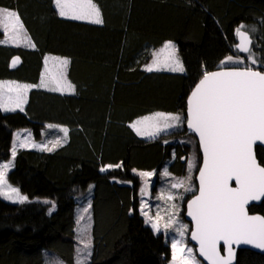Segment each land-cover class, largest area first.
Here are the masks:
<instances>
[{"label": "trees", "instance_id": "1", "mask_svg": "<svg viewBox=\"0 0 264 264\" xmlns=\"http://www.w3.org/2000/svg\"><path fill=\"white\" fill-rule=\"evenodd\" d=\"M93 2L100 24L61 17L55 0H0V8L19 13L35 45H0V80L37 84L42 58L52 54L69 59L67 77L75 87L67 95L33 89L24 111L0 110V161L11 159L16 130L30 129L36 141L47 124L69 130L53 150L17 152L7 178L27 199L15 204L0 198V264H46V251L62 264H76V198L90 186L93 251L87 264H169V245L140 213L142 182L133 171L158 172L174 158L170 172L181 177L193 153L195 182L202 154L186 121L184 133L156 140L138 137L129 124L154 112L186 120L190 92L205 72L222 68L238 51L235 30L242 24L253 31L252 53L264 71V0ZM168 41L176 44L184 73L147 71L151 49ZM15 56L22 64L12 70ZM184 135L194 141L165 143ZM256 152L264 166V148ZM249 211L264 216V201ZM236 264H264V253L238 250Z\"/></svg>", "mask_w": 264, "mask_h": 264}, {"label": "snow or ice", "instance_id": "2", "mask_svg": "<svg viewBox=\"0 0 264 264\" xmlns=\"http://www.w3.org/2000/svg\"><path fill=\"white\" fill-rule=\"evenodd\" d=\"M55 3L61 17L88 20L94 24L102 23L100 10L93 0H55ZM245 27L242 24L235 30L238 39L235 47L239 52L245 53L252 64H257L252 53L251 37L244 30ZM0 29L5 35L11 29V39L13 42L18 41L23 32L19 13L0 8ZM153 55V64L158 66L157 70L162 67L173 72H184L183 64L176 56L175 45L171 42H166ZM18 60V57L13 60V66ZM60 62L63 65L69 63L66 59ZM222 63H243V59L238 57L234 60L232 56H228ZM146 70L153 71V66H147ZM39 86H46L43 79L37 87ZM32 87L34 86L28 84L0 83V110L23 111V105L27 102V91ZM66 87L70 89L72 85L61 76L56 81V87L49 90L63 92ZM4 88L15 90V95H6ZM181 120L179 114L156 113L136 121V124H147L153 129L148 134L156 135L166 128L174 127L173 122L179 123ZM186 123L198 135L203 152L198 195L188 203V216L195 225L191 239L197 241L199 255L208 264H232L234 244L252 245L264 250V217L250 216L245 210L250 201L264 197V166L257 163L253 154L254 143L264 142V71L248 67L243 70L205 72L187 100ZM132 127L135 128V125ZM61 131L67 134V129ZM136 131L138 135L143 134L140 129ZM59 143L60 141H55L53 147ZM20 146H24L23 141ZM42 150L51 149L44 146ZM15 156L14 144L12 160L0 164V196L23 202L27 197L22 196L19 189L12 187L7 180V172L14 167ZM189 167H192L191 163ZM139 175L151 177L153 173L141 172ZM232 181H235V187L231 186ZM183 183L179 181L172 187L176 188ZM173 198L172 194H168L167 199ZM144 208L145 204L142 202V214L147 216ZM148 219L154 231L159 233V221L163 219L160 213L157 212L154 218ZM174 223L170 217L164 228L168 229ZM186 231L187 226H181L177 230L180 238H173L170 242L172 264H199L193 249L184 242ZM221 242L226 255L220 253ZM87 247L86 244L85 248Z\"/></svg>", "mask_w": 264, "mask_h": 264}, {"label": "rangeland", "instance_id": "3", "mask_svg": "<svg viewBox=\"0 0 264 264\" xmlns=\"http://www.w3.org/2000/svg\"><path fill=\"white\" fill-rule=\"evenodd\" d=\"M55 7L59 13V10L56 6V3H55ZM67 19H69V18H67ZM78 21L89 22L88 20H78ZM21 22H22V20H21ZM22 25H23V22H22ZM0 30L4 33V31L2 29H0ZM244 30L249 31L250 34L253 33V31H250L247 27H245ZM11 35H12L11 29L9 30L8 35H5V33H4V37L0 40V45L6 46V47H14V48L24 47L25 49H28V50L35 49V47L32 46V45H34V43L31 39V37L28 35L24 25H23V32L21 33L18 41L13 42V40L11 39ZM168 42H171L172 44L175 45L176 56L179 58L180 62L183 64V62H182V60L178 54V49H177L176 44L172 41H168ZM163 45L158 47V48H155L153 50L151 49V61L149 63V65L153 66V71H151V72L167 71V72H171V73H184V72L169 71V70H166L162 67L159 68V70H157L158 66L153 64V60L155 59L153 53L158 52L163 47ZM254 58L256 59L255 54H254ZM65 59L69 61V59L66 57L56 56V55H52V54H47V55L43 56V58H42L43 65H42L39 81L37 84L33 85L34 87L30 88L27 91V102H28V97H29V93L31 90L41 89V90H45V91H50L49 90L50 88L56 87V81L61 76L64 77V79L66 80V82L68 84L72 85V88L69 89L66 87L63 92H60V91H50V92H58L62 95L74 94L75 87L69 81V79L67 77L69 63L67 65H63L60 62V61L65 60ZM234 60H235V58H234ZM21 64H22V60H21L20 65ZM237 64L238 63H222L221 62V67L222 68L233 67V66H236ZM252 65H254V66L257 65L259 67L258 62H257V64H252ZM183 67H184V65H183ZM184 71H185V69H184ZM42 79H43L44 84L46 86L37 87L38 85L41 84ZM0 83H5V84L15 83V84H21V85H23V84L32 85L29 83H24V82H20L18 80H12V79H3V80H0ZM3 91L8 96L15 95V90L10 91L8 88H4ZM27 102L23 105L24 110L26 108ZM15 111H20V110L16 109ZM3 112L8 113L5 111H3ZM9 112H14V111H9ZM156 113H164V112H154V113L145 115L143 117H140L136 121L143 120L144 117L153 116ZM165 114H177V113H165ZM179 115L182 118L181 122H179V123L173 122L175 125L174 127L166 128L156 135H149L148 134L150 131H153V129H151L147 124H136V121H135L133 123H130L129 127L135 132V134L138 137L145 139V140H156L159 137H161L162 135H172L173 132H175V133L179 132L180 134H182V133H184L183 132L184 123L186 120H185V117L183 115H181V114H179ZM49 125H52V127H49ZM132 125H135V128L132 127ZM161 127H163V124H161ZM61 129H67V128L63 127V126H59V125L47 124L45 126V129L43 132V139L40 141H36L34 139L33 133L30 129H19V130L14 131L12 147H11V159L9 161L12 160V148H13L14 144L16 145V154L21 149L42 150V148L44 146H46L47 148H49L51 150L57 148L59 145L66 142L67 137H68V133H69L68 129H67V134H65L64 131H61ZM136 129H140V131L143 134L138 135ZM21 141L24 142V146H20ZM55 141H60V143L56 144L55 147H53V144ZM184 141L193 142L194 139L191 136L188 137V135H184L183 137L179 136V137H176L174 139H169L165 143L177 144V143H183ZM173 161H174V158L167 160V161H164V163L162 164V166L158 170V172H156L155 170L154 171H141V170H134L133 171V173L136 176H138L142 182V186L140 189V213H141L142 217L145 219L146 224H148L150 227H151V223L149 222L148 218L149 217L154 218L156 216L157 212L160 213V215L163 217V219L159 221L160 232L157 233L156 231H154V229L152 227L151 228L156 234L163 235L165 242L169 245V247H170V242L173 238H176V239L180 238L178 236L177 230L181 226L186 225L187 231L185 232V235H184V242L187 245V247H190L193 249V253H194L197 261H199V264H204V262L199 258L198 254H197L195 245L189 240L192 225L189 221H187L185 219V210L183 211V204H184L185 198L188 195L193 196L194 194L197 193V190H198V186H197L196 181L195 182L193 181V174H195V168H197V166H196L197 161H196V158H195L193 153L187 155L186 171H185V174L181 177L174 176L170 172L169 168H170L171 164L173 163ZM6 162H8V161H0V164L6 163ZM190 163L192 164L191 168L189 167ZM109 168L110 167H108L107 169H109ZM12 169H13V167L8 170L7 176ZM141 172H152L153 175L151 177H142L139 175V173H141ZM165 172H167V175H165ZM189 177L191 178L190 180L188 179ZM7 180H8V178H7ZM179 181H183L184 183L182 185H179L176 188H173L172 185L178 183ZM12 187H14V186H12ZM188 188H190L191 190L186 191V189H188ZM92 190H93V186H90L89 189L84 194H82L76 198V201H77V205H76V224H77L76 235H77V242H78L76 264H78V262H79V264H87L90 261V257L92 255V251H93V241H92V239H93V234H92L93 219H92V209H91ZM168 194H172V196L174 198L171 200L167 199ZM188 197H187V199L190 198V197L189 198ZM0 198L3 199L4 201L10 202V203H15V204H20V203H23L24 201H26V200H24L23 202H19L18 199H15V198L8 199V198H5L4 196H0ZM43 201H46V199H44ZM142 202L145 204L144 212H146L148 214L147 216L142 214V211H141ZM85 209H87V211H85ZM170 217H171V219H173L175 221V223L173 225H171L168 229H165L164 224L168 221V219ZM86 244L88 245L87 248H85ZM170 250H171V247H170ZM89 252H90V255H88ZM45 254L47 256L46 264H62L58 258L52 256L48 251H46ZM48 254H50V255H48ZM169 264H172V251H171V259H170Z\"/></svg>", "mask_w": 264, "mask_h": 264}, {"label": "water", "instance_id": "4", "mask_svg": "<svg viewBox=\"0 0 264 264\" xmlns=\"http://www.w3.org/2000/svg\"><path fill=\"white\" fill-rule=\"evenodd\" d=\"M245 31H246V30H245ZM246 32H248V31H246ZM248 33H249V32H248ZM249 35H250V37H251V42H252V43H251V47H253V42H254V41H253V38H252V36H251L250 33H249ZM236 42L238 43L237 36H236ZM241 53H242V52H241ZM243 54H245V53H243ZM17 57L19 58V60H18V62L15 64V66H13V60L16 59ZM20 63H21V59H20V57H19V56H16V57H14V58L12 59V61H11V63H10V68H11L12 70H15V69H17V68L20 66ZM233 69H240V70H243L244 68H221V69H217V70L210 71V72H216V71H227V70H233ZM202 78H203V77H202ZM202 78H201V79H202ZM198 82H199V81H198ZM198 82H197V83H198ZM197 83H196V84H197ZM194 88H195V86L193 87L192 90H194ZM191 92H192V91H191ZM191 92H190V94H191ZM190 94H189V96H190ZM189 96H188V98H189ZM188 98H187V100H188ZM186 118H187V109H186ZM186 129H187V132H188L189 134H193V135H195L196 140H197V142H198V145H199V147H200V144H199V137H198V135H197L196 133L192 132V131L187 127V123H186ZM257 147H263V148H264V142L256 141V142L254 143V145H253V154H254V156H255V158H256V160H257V163L260 164L261 166H263V165L260 163V161H259V159H258V157H257V152H256ZM200 151H201V154H202V159H201V164H200L199 169L203 166V152H202L201 147H200ZM199 169H198L197 174H196V183H197L198 188H199ZM231 186H232V187H235V186H236V185H235V181H232V182H231ZM195 195H198V190H197V193H196ZM195 195H193L190 199H188V201L186 202V208H185V219H186L187 221H189V222L191 223V225H192L191 232L194 231V229H195V225H194V222L192 221L191 217L188 216V203H189L190 200H192V199L194 198ZM263 201H264V197H259L257 200L250 201V202L245 206V210H246L247 214L250 215V216L264 217V216H263L262 214H260V213H250V211H249V207H250L251 205H253V204H260V203H262ZM191 232H190L189 240L195 245V247H196V251H197V254H198L199 258L204 262V264H208V262H207L206 260H204V258L201 257V256L199 255V245H198L197 241L191 239ZM232 247H233V249H234V258H233L232 264H236V261H237V252H238V250H241V249H248V250H252V251H255V252L262 253V254L264 253V250H262V249H258V248H255V247H253L252 245H246V244L235 245V244H234V245H232ZM220 253H221V255H226V254H227L226 251H225V247H224V245H223V242H221V245H220Z\"/></svg>", "mask_w": 264, "mask_h": 264}, {"label": "built area", "instance_id": "5", "mask_svg": "<svg viewBox=\"0 0 264 264\" xmlns=\"http://www.w3.org/2000/svg\"><path fill=\"white\" fill-rule=\"evenodd\" d=\"M232 53H233L236 57L242 58V57H240L238 54H236L234 51H232ZM242 59H243V63H246L248 67H251V68H253V69H256V67H254L253 65L248 64L247 61H246L244 58H242Z\"/></svg>", "mask_w": 264, "mask_h": 264}]
</instances>
